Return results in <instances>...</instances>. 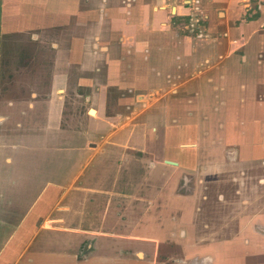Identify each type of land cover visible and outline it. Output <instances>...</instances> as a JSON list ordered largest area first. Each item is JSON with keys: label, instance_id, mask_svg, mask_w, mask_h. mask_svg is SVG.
Returning a JSON list of instances; mask_svg holds the SVG:
<instances>
[{"label": "crops", "instance_id": "0c3cea01", "mask_svg": "<svg viewBox=\"0 0 264 264\" xmlns=\"http://www.w3.org/2000/svg\"><path fill=\"white\" fill-rule=\"evenodd\" d=\"M263 200L264 0H0V264H264Z\"/></svg>", "mask_w": 264, "mask_h": 264}, {"label": "rangeland", "instance_id": "374dc122", "mask_svg": "<svg viewBox=\"0 0 264 264\" xmlns=\"http://www.w3.org/2000/svg\"><path fill=\"white\" fill-rule=\"evenodd\" d=\"M193 16L196 17V19H197V21H195L196 28L200 29L202 32H205V29H207L208 26L207 27H204L205 26V24H204V20H205L204 19V16H202L198 11H196V13ZM190 29H191V27L190 28L188 27L187 28V31L190 30ZM24 73H26L27 79H29L30 76H28V75L30 73L33 74L32 72H30V70L29 71L28 70H25ZM38 74H40L41 78L40 79L38 78L39 80H37V81H42V80L43 81H46L49 78V72H48V70H38ZM8 79H9V77H8ZM26 82L28 83L27 80H26ZM33 87H35V86H32V85L27 84L25 87H23V88L20 87L18 89V94H11V95H13L14 97H17V99H21V100L28 101L29 99H31L30 97H31V92H33V90H32ZM41 89H43L42 86H41ZM75 93H76L75 91H71V92L68 93V96H70L71 94L74 95ZM70 101H71V99H70ZM66 106H67V111L66 112H69V113L72 114L71 119H69V121L72 123V125L75 126V128H77V129H85V102H84V100L83 101L82 100H78V101H75L74 100L72 102H67ZM94 106L95 105H92V107H94ZM81 123H82V125H81ZM77 129H74V130H76V132H77L78 131ZM73 137L76 140L77 135H74ZM232 198L234 200H237L238 199L236 197H232ZM238 200L240 201V199H238ZM263 203H264V200H263ZM233 211L240 212V208H236ZM238 212H236V214ZM236 214H235V219L237 220L238 216H236ZM210 218H211V216L208 217V220ZM220 220L221 219L219 217H216L215 216L214 221H217L218 222ZM109 250H110V248H109Z\"/></svg>", "mask_w": 264, "mask_h": 264}, {"label": "flooded vegetation", "instance_id": "af4514ba", "mask_svg": "<svg viewBox=\"0 0 264 264\" xmlns=\"http://www.w3.org/2000/svg\"><path fill=\"white\" fill-rule=\"evenodd\" d=\"M239 174H242V172L241 171H239ZM212 185H206V187H204V189H205V191H207L208 193H213V191L215 190V187L214 186H212ZM235 185H233V187H232V189H231V191H230V193H231V196H238L239 195V190H236V189H234L235 187H234ZM221 188L222 189H225V191H224V193H225V195H226V193H227V195H228V197H229V191L228 190H226V189H229L228 188V185H226V184H223L222 186H221ZM238 189H240V186H238ZM238 194H237V193ZM241 192V191H240ZM240 197V196H239ZM237 198V197H236ZM229 201H235L232 197H230L229 198ZM228 204H230V203H228ZM225 209L227 210V211H229L230 210V207L228 206V207H225ZM214 213L215 212H217L216 210H214L213 211ZM212 216V218H213V220H214V218H215V216H213V215H211ZM217 217V216H216ZM216 222V221H215ZM217 223V222H216Z\"/></svg>", "mask_w": 264, "mask_h": 264}, {"label": "water", "instance_id": "95a60500", "mask_svg": "<svg viewBox=\"0 0 264 264\" xmlns=\"http://www.w3.org/2000/svg\"><path fill=\"white\" fill-rule=\"evenodd\" d=\"M172 164H176V162H172V161H170Z\"/></svg>", "mask_w": 264, "mask_h": 264}]
</instances>
